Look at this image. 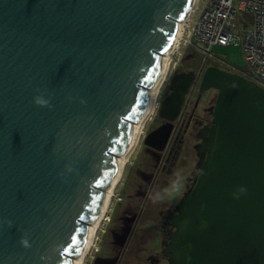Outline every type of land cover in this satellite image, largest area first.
<instances>
[{"label": "water", "instance_id": "1", "mask_svg": "<svg viewBox=\"0 0 264 264\" xmlns=\"http://www.w3.org/2000/svg\"><path fill=\"white\" fill-rule=\"evenodd\" d=\"M192 1L0 0V264H74ZM193 76L172 77L161 116ZM210 88L173 264H264V87L208 65Z\"/></svg>", "mask_w": 264, "mask_h": 264}, {"label": "flooded vegetation", "instance_id": "2", "mask_svg": "<svg viewBox=\"0 0 264 264\" xmlns=\"http://www.w3.org/2000/svg\"><path fill=\"white\" fill-rule=\"evenodd\" d=\"M197 60L196 52L184 54L171 69L159 104L170 92L176 73L193 72L192 82L172 118L157 110L147 123L120 183L125 184L123 196L116 192L114 202L120 201L122 208L116 216L110 209L114 217L90 250L88 264H173L172 234L177 229L173 216L182 209L208 152L217 96L213 88L200 92L199 81L208 65L235 72L228 64ZM147 235H151L148 240Z\"/></svg>", "mask_w": 264, "mask_h": 264}, {"label": "built area", "instance_id": "3", "mask_svg": "<svg viewBox=\"0 0 264 264\" xmlns=\"http://www.w3.org/2000/svg\"><path fill=\"white\" fill-rule=\"evenodd\" d=\"M239 12L251 16L248 24L237 23ZM181 39L204 62L211 59L221 64L228 62L211 51L213 46H241L245 76L264 87V0H197L178 44Z\"/></svg>", "mask_w": 264, "mask_h": 264}, {"label": "bare ground", "instance_id": "4", "mask_svg": "<svg viewBox=\"0 0 264 264\" xmlns=\"http://www.w3.org/2000/svg\"><path fill=\"white\" fill-rule=\"evenodd\" d=\"M196 2H197V0L192 1V4L190 5V7L186 11V13L178 21L176 35L173 38V40L170 44V47L162 55L161 72H160L159 76L157 77L156 81L149 88V95H148V101L146 104V108H145L143 114L141 115V117L134 123L133 136H132L128 146L121 152V154L118 157L116 172H115V175H114L112 182L110 183V185L107 187V189L105 191V196H104L102 208L100 209L99 213L97 214L95 219L92 221V223L89 225L87 239L85 241V244H84L82 250L75 257L74 264H85L86 257L89 255V252L92 249V247L96 241L95 240L96 232H97L98 228L100 227V225H101L103 219L105 218L106 214H108V208H109L111 200L114 196L115 187H116L117 183L120 181V178L122 177V174L124 171V167L126 165V162L128 161L129 157L131 156V154H132V152H133V150L137 144V141L139 139L140 130H141L144 122L149 118L150 115L153 114V112L155 110L154 109L155 108V105H154L155 99L154 98L156 96V92L159 88L160 82L162 81L161 80L162 76L164 74V71H165L168 63L171 60V56H172L174 50L177 48L179 37H180L181 31H182V27L185 24V22L187 21V19L189 18V16L191 15V13L195 7Z\"/></svg>", "mask_w": 264, "mask_h": 264}, {"label": "rangeland", "instance_id": "5", "mask_svg": "<svg viewBox=\"0 0 264 264\" xmlns=\"http://www.w3.org/2000/svg\"><path fill=\"white\" fill-rule=\"evenodd\" d=\"M251 20V16L247 13H244V12H239L237 14V23H241V24H248L249 21ZM211 51L216 54L217 56H220L222 58L225 59V61L228 62V64L230 65V67L235 71V72H238L240 74H243V75H246L245 74V61H244V57H243V51H242V48L241 46H236V45H229V46H213L211 48ZM191 52H193V48L192 47H184L183 45V39L180 40V43L177 45V48L174 50L172 56H171V60L170 62L168 63L165 71H164V74L162 76V81L160 82V85H159V88L156 92V96H155V100H154V105H155V110L153 112L152 115L149 116V118L144 122L141 130H140V134H139V139L137 141V144L131 154V156L129 157L128 161L126 162V165L124 167V171H123V174H122V177L120 178V181L117 183L116 187H115V193H114V196L111 200V203H110V206L108 208V214H106L105 218L103 219L100 227L98 228L97 232H96V235H95V240L99 241L100 239V235L102 233V230L104 229V227L106 226V224L110 223L111 220H112V216H116V213H118L121 208H122V204L120 201H115L114 200L116 199V197H118L116 195V192L117 194L123 196V192H124V185L125 184H121V180L123 179L124 177V174L126 172V169H127V166L130 162V160L132 159V155L133 153L135 152V150L138 148V145H139V142H140V139H141V136H142V133L144 132L145 130V127L147 125V123L150 121V119L154 116V114L157 112V109H158V106H159V100H160V97L161 95L163 94V91L165 89V85H166V82L170 76V72H171V69L173 68V65L174 63H178L179 62V58L184 55V54H190ZM112 202L113 205H112ZM112 211V214L111 215V211ZM113 216V217H114ZM149 237L151 238V235L146 237V239L148 240ZM145 239L144 237H142V240ZM96 246V245H95ZM158 247V246H157ZM91 252H89V255L86 257V260H85V264H88L89 261H90V256H91ZM152 259H154V256H151Z\"/></svg>", "mask_w": 264, "mask_h": 264}, {"label": "trees", "instance_id": "6", "mask_svg": "<svg viewBox=\"0 0 264 264\" xmlns=\"http://www.w3.org/2000/svg\"><path fill=\"white\" fill-rule=\"evenodd\" d=\"M193 52H196L197 53V55H198V60H197V62L198 63H200L201 62V55L195 50V49H193ZM214 63H217L216 61H214V60H207L206 61V64L208 65V64H214Z\"/></svg>", "mask_w": 264, "mask_h": 264}, {"label": "clouds", "instance_id": "7", "mask_svg": "<svg viewBox=\"0 0 264 264\" xmlns=\"http://www.w3.org/2000/svg\"><path fill=\"white\" fill-rule=\"evenodd\" d=\"M38 102H41L42 103V101H38Z\"/></svg>", "mask_w": 264, "mask_h": 264}]
</instances>
